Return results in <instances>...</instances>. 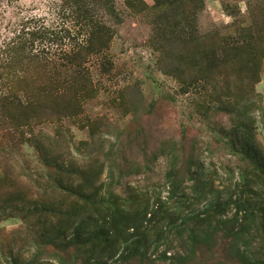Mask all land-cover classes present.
<instances>
[{
  "label": "rangeland",
  "instance_id": "rangeland-1",
  "mask_svg": "<svg viewBox=\"0 0 264 264\" xmlns=\"http://www.w3.org/2000/svg\"><path fill=\"white\" fill-rule=\"evenodd\" d=\"M112 1L121 20L99 7L98 23L105 29L94 32L95 51L103 52L91 54L76 47L82 31L70 18L77 11L86 16L82 0H0V73L5 72L6 45L14 46L19 36L33 39L28 34L41 31L34 36L32 53L45 54L26 64L25 71L13 69L11 76H20L16 89L52 86L76 70L72 77L87 92L77 102L82 108L65 110L69 113L65 119L57 110H0V264L9 263L12 254L22 255L23 263L35 257L32 242L47 224L45 218L31 215L38 190L25 175L35 180L40 168L47 173L59 155L69 163L68 153L86 182L94 181L96 188L84 194H96L99 205L114 193L133 215L144 212L148 204L152 210L157 201L183 215L191 209L199 211L198 205L190 208L176 198L168 201V175L173 168H178L184 182L180 196L192 203L204 183L237 196L242 171L256 180L250 186H264L253 171L254 163L244 159L242 153L251 144L241 131L242 127L249 131L254 145L249 150L255 164L264 168V0H203L204 10L195 19L180 6L182 0ZM55 32L57 42H53ZM61 50L77 55L67 59L60 56ZM58 54L55 61L60 66L52 68L45 58ZM217 76L222 96L230 94L231 86L234 92L243 89L245 97L239 92L234 100L221 96L220 105L196 90L186 91L183 84ZM30 116L37 118L24 128ZM78 198L66 202L78 210L67 208L68 214L87 219L89 207ZM235 211L232 206L216 219L232 220ZM65 221L71 224L69 216ZM59 222L49 224L59 227ZM191 226L195 224L190 230ZM205 230L202 226L200 236ZM233 232L223 229L201 240L190 264H243L232 249ZM252 234L257 257L264 259V216ZM171 238L176 240L174 235ZM177 244L149 247L145 256L137 254L119 264H169L163 261L165 252L168 258L184 252ZM88 249L82 243L72 245L67 254L50 248L42 262L59 264L55 257L60 256L69 264H89Z\"/></svg>",
  "mask_w": 264,
  "mask_h": 264
},
{
  "label": "trees",
  "instance_id": "trees-1",
  "mask_svg": "<svg viewBox=\"0 0 264 264\" xmlns=\"http://www.w3.org/2000/svg\"><path fill=\"white\" fill-rule=\"evenodd\" d=\"M182 1L183 3L180 6L184 5L187 11H191V17L194 19L204 10L203 0ZM81 6L87 8V10H84L87 11L86 16L80 17V12L77 11L72 15L73 17H70L75 22L74 28L78 29L80 26L82 31L80 33L81 40H78L76 47L79 49L85 48L91 54L102 53L103 50L101 49L95 51L97 44L95 43L96 34L94 32L99 29L104 31L105 29L102 23H98L100 20L98 18L99 7L102 10L105 9L120 21L121 18L117 13L115 3L112 0H82ZM94 24H97L98 27ZM92 27L93 30L90 31ZM71 30V28L67 30L68 35H71ZM39 33L41 31L28 34L33 39H25L19 36L18 42H13L14 46H11L10 43L6 45L7 48L4 51L5 72L0 73V80L2 81L0 86V110H57V115L65 119L69 116V113L65 110H80L82 106L78 105V99L85 97L87 94L86 88L82 86L83 83L78 82L75 77H72L76 70L73 73L71 72V75L62 82L52 86H37L33 89L30 87L28 89H23L22 87L16 89L15 84L19 81L20 76H11V72H13L16 66L21 71H25L26 64L31 65L33 62L40 60V56L45 54L44 52L41 54L32 53L35 46L34 36L36 34L39 35ZM52 35H55V39L54 41L50 40L51 42L59 41V34L55 32ZM74 41L76 42L77 39ZM50 47L52 48V46ZM76 49L73 51H76ZM72 53L69 54L65 50H61V53L59 52L60 56L69 57L67 59L77 55L76 53L72 55ZM59 54L51 57L49 60L45 58L46 63L51 65L52 68L60 66L57 64L58 61H55V57H58ZM173 76L176 79L179 77L178 73L174 72ZM220 81L221 78L219 76L213 78L204 77L203 79H196L194 82L183 84L187 86L185 88L186 91L191 89L196 90V92L204 96H210L212 101L220 105L222 104V97L234 100L237 92L243 95L242 97H245L243 89L234 92L235 89L231 86L229 88L230 94L222 96L220 94V90L222 89ZM19 92H23L22 96L24 100L22 96L18 95ZM36 118L37 116H30L28 122L26 119L27 124L23 125L24 128L29 127L28 123ZM241 131L244 132L247 143L251 144L249 146L250 149V147L254 146L252 145V137L249 135V131H245V127H242ZM26 134V130L21 132L22 144L26 140ZM37 147L42 152L41 146ZM233 149L237 148L234 147ZM249 149L247 152L242 153L244 159L254 163L255 168L253 171H255L257 178L262 177L264 183V168L255 164L252 150ZM3 151L6 152L5 148ZM68 155L67 153L65 158L67 157L66 160L69 163L64 161V155H59L48 166L50 169L47 173L42 168L39 169L38 177L35 180L25 175V179H29L38 190L37 199L34 201L35 204L29 208L33 211L31 215L38 216L39 219L45 218V224L47 225L41 232H38L34 242H32L31 247L36 249L33 259L23 263L21 262L22 255L16 257L12 254L7 264H43L42 257L50 251V248H59L60 251L62 250L63 253L67 254L72 245L76 246V244L80 243L89 248L87 251L90 255L88 259L89 264L126 263L137 254L145 256L149 247L171 246L175 243H178L177 245L184 251L183 254L168 258L165 252L163 254V261L169 264H190L195 257V245L204 240V238L207 239L223 229H234L232 233V249L239 262L243 264H264L262 256L257 257L256 250H254L256 241L252 234V231L258 229L260 220L264 216V186L263 188L255 187L254 185L250 186L249 183L251 181H256L250 179V174L242 173L244 171L241 172L239 184H237V187H239L237 196H232L231 192L218 191L213 187V184L209 187V183H204L203 188L198 191V196L193 200L194 203H192L191 199H185L184 194L180 196V193L183 191L184 182L180 177L178 168H173L168 175V184L170 185L168 201L176 198L179 204H187L190 208H195L198 205L199 211L195 212L192 211L194 209H191L189 214L183 215L176 212L177 210L173 211L171 208L167 210L169 205L167 202L157 201L154 203L152 210H150L148 204V208L144 212L134 214L135 217L133 218L134 215L126 212L123 208L124 206L119 202L114 193L110 195L108 201L104 200L99 205L96 194H84V190L96 188L94 181L86 182L85 177L81 176L77 171L76 164L69 160ZM64 176H66L65 179ZM77 183L79 186H75ZM76 197H79L76 200L81 199L86 207H89L87 219H84L81 214H68L67 208L71 210L73 208H70L66 202ZM22 202L27 205V201L23 200ZM201 204H203V207L200 209ZM232 206L236 208L232 220H225L224 218L216 219L218 216L224 215L228 208ZM24 208L26 210L27 206H24ZM72 211L78 212V210L74 209ZM68 216L71 224L65 221ZM76 216L78 217L77 220ZM58 220L60 221L59 227H56L58 224L56 226L49 224L53 221H57L58 223ZM179 221L181 222L180 224ZM38 223L43 225L41 220ZM191 223L195 224V227L191 226L190 230L189 226ZM237 224L240 226L231 227V225ZM202 226L206 230L204 235L200 236ZM150 233L154 235V240H151ZM186 233H189L187 238L184 237ZM168 235H170V238ZM171 235L176 236L175 241L172 240ZM189 246L192 247L189 248ZM43 253L45 254L43 255ZM55 258L59 264H69L64 257L56 256Z\"/></svg>",
  "mask_w": 264,
  "mask_h": 264
}]
</instances>
